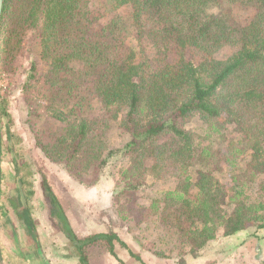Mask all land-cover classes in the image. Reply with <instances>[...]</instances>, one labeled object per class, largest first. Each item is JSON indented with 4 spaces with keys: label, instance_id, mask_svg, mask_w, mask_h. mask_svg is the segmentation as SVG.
Here are the masks:
<instances>
[{
    "label": "trees",
    "instance_id": "obj_1",
    "mask_svg": "<svg viewBox=\"0 0 264 264\" xmlns=\"http://www.w3.org/2000/svg\"><path fill=\"white\" fill-rule=\"evenodd\" d=\"M91 1L3 0L0 68H10L16 61L29 30L40 37V58L50 61L46 110L65 125L66 135L54 145L42 146L46 156L51 157L50 150L57 155L51 160L61 157L69 139L73 167L81 170L101 160L104 152L107 157L122 150L131 155L124 175L141 166L142 157L149 159L151 170H163L167 163L179 169L186 174L183 180L163 195L165 205L177 211L173 214L177 226L165 209L161 219L187 238L191 253L217 237L249 227L264 230V0H228L253 9L243 24L212 10L225 0H115L112 8L128 5L130 15L113 16L95 35L97 16ZM128 28L139 43L147 34L152 57L142 45L130 48L122 40L120 35ZM224 46L231 53L217 59L215 52ZM188 49L199 52L196 63L186 59ZM29 72L25 90L37 80L34 61ZM80 89H86L90 105L114 112L110 120L118 111L125 112L122 125L128 138L122 149L106 145L108 124H99V116H74ZM71 100L72 120L55 109L59 104L67 108ZM8 103L7 96L0 97V122L3 116L10 118ZM192 120L194 128H186L184 121ZM206 140L209 143L203 146ZM220 161L229 185L211 171ZM194 163L202 170L197 171L191 200L187 191ZM14 164L22 185L28 174L21 176V168L27 164ZM124 183L122 194L138 186L130 180ZM50 203L58 205L51 194ZM159 203L160 199L152 201L151 208L159 212ZM71 240L81 264H89L86 246L107 241L112 252V241L118 239L103 233L85 239L72 235Z\"/></svg>",
    "mask_w": 264,
    "mask_h": 264
},
{
    "label": "rangeland",
    "instance_id": "obj_2",
    "mask_svg": "<svg viewBox=\"0 0 264 264\" xmlns=\"http://www.w3.org/2000/svg\"><path fill=\"white\" fill-rule=\"evenodd\" d=\"M114 3L115 0L91 1V8L97 16L92 27L94 35L100 33L113 16L127 18L130 15L131 10L128 5L113 9ZM212 10L234 18L241 24L254 14L251 7L244 6L239 1L225 0L219 8ZM121 34L120 37L130 48L136 49L137 46L142 45L148 56L154 55L147 34L141 36V43L136 41L132 29H125ZM39 42L40 37L36 32L29 30L26 32L24 44L16 61L10 68H0V97L7 96L9 101L7 112L10 114L9 119L3 116L0 122L2 264H54V260L47 257L46 253L58 249L61 241L62 244H66V250L71 254L72 259H75L77 264H81L71 236L85 239L103 233H113L118 240L112 241V252L108 249L107 241L86 246L84 252L89 264L92 257L97 264H109L107 260L112 264L138 262L140 264H264V230L256 231L254 227L229 237L210 240L203 249L194 252L195 257H193L194 253L189 252L187 238L184 235L181 237L177 227L169 226L161 219V212L165 209L167 218L177 226L175 219L173 220L174 211H177L171 204L165 205L163 195L167 191H173L179 179L183 180L186 174L182 175V172L171 164L167 163L163 170H151L149 159L142 157V165H138L137 168L135 165L130 174L124 175L123 170L131 164V155L122 150L113 152L107 157L104 152L101 160L91 164L86 170H81L73 167L72 145L69 139H66L64 147L62 146L61 157L51 160V157L57 158V155L50 150L51 157L46 156L42 146L54 145L60 137H65L66 129L65 125L51 118L46 110L48 102L45 98L50 84V81H47L50 61L40 58ZM198 53L196 50L188 49L185 57L196 63L199 60ZM230 53V47L224 46L215 52L214 56L217 59H225ZM172 54L171 52L170 55ZM31 61L36 63L37 80L33 79L32 87L29 86L25 90L24 84L30 80ZM85 90L79 91L74 116L76 118L99 116L101 120L99 124L104 122L108 124L106 131L104 130L106 145L110 149H122L128 138V133L122 125L125 121V112L118 111L117 118L110 120L114 112H105L97 103L90 105L85 97ZM56 108L58 111L62 110L72 120V100L67 108L64 109L61 104L56 105ZM193 123V120L184 121L185 127L189 129L194 128ZM195 128L198 133L200 130ZM9 134L13 137L11 140ZM208 143L209 141L206 140L202 145ZM214 145L218 147L216 142ZM14 162L19 166L23 163L27 164L21 168V176L28 174L22 185L18 182ZM200 168L196 163L189 168L192 185L187 191L188 199L192 200L195 194L193 184ZM211 171L222 184L229 185L230 177L221 161L218 162V166L213 165ZM62 176L65 179H62ZM127 180L137 183L138 186L136 189L127 188L122 194L124 182ZM68 181L72 185V225L66 219L68 209L62 211L54 194V190L61 194L65 208H68L70 204L66 202L65 186ZM50 194L54 195L57 206L50 203ZM156 199H160L159 212L151 208L152 201ZM46 234L48 236H45ZM43 236L46 238L42 239ZM58 237L61 240H58ZM54 240H58L57 243ZM44 241L50 244L46 253L42 248ZM129 246L135 248L136 253L131 251Z\"/></svg>",
    "mask_w": 264,
    "mask_h": 264
},
{
    "label": "crops",
    "instance_id": "obj_3",
    "mask_svg": "<svg viewBox=\"0 0 264 264\" xmlns=\"http://www.w3.org/2000/svg\"><path fill=\"white\" fill-rule=\"evenodd\" d=\"M62 179H65L63 176H62ZM66 188H67V192H66V197H67V201L66 202H69L70 206L68 208H65V204L63 203L64 201L62 200V196L61 194L59 193H56L55 190H54V194L56 196V199L60 205V208H62V211L64 212V210L68 209L67 213H66V219H68V221H70L71 225H72V185H71V182L68 181V184H65ZM68 204V205H69ZM64 213V215H65ZM91 227V226H90ZM45 236H48V234H46ZM43 236L42 239H45L46 237ZM118 238L120 239V236L118 234ZM58 240H61L60 237H58ZM58 240H54V242ZM126 245L127 242H125ZM50 245V244H49ZM49 245L48 243H45V241L43 242L42 244V248L44 250V252L46 253V249H49ZM131 247V246H129ZM135 248L131 247V251L135 252L134 250ZM66 250V244H62V241L59 243V247L58 249H56L55 251H50L51 253L47 254L46 253V256L53 259L54 260V264H77L76 263V260L75 259H72V256L71 254ZM69 253V254H68ZM136 253V252H135ZM94 257H92L90 259V264H97L96 261L93 260ZM97 259V258H96ZM121 260V258H120ZM123 261V260H121ZM107 263L109 264H112L110 261L107 260ZM127 263V262H125ZM132 263H135V262H132ZM135 264H140L139 262L138 263H135Z\"/></svg>",
    "mask_w": 264,
    "mask_h": 264
},
{
    "label": "water",
    "instance_id": "obj_4",
    "mask_svg": "<svg viewBox=\"0 0 264 264\" xmlns=\"http://www.w3.org/2000/svg\"><path fill=\"white\" fill-rule=\"evenodd\" d=\"M2 9H3V0H0V19H1ZM1 156H2V151H1V129H0V172H1ZM0 264H2L1 257H0Z\"/></svg>",
    "mask_w": 264,
    "mask_h": 264
}]
</instances>
